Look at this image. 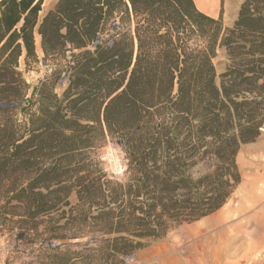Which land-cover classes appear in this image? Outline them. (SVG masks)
<instances>
[{"label": "trees", "instance_id": "trees-1", "mask_svg": "<svg viewBox=\"0 0 264 264\" xmlns=\"http://www.w3.org/2000/svg\"><path fill=\"white\" fill-rule=\"evenodd\" d=\"M46 1L0 0V232L20 224L39 264H128L241 183L238 152L264 127V0H245L231 28L194 0ZM106 138L125 154L121 179L92 169ZM94 204L101 240L68 243Z\"/></svg>", "mask_w": 264, "mask_h": 264}, {"label": "rangeland", "instance_id": "rangeland-1", "mask_svg": "<svg viewBox=\"0 0 264 264\" xmlns=\"http://www.w3.org/2000/svg\"><path fill=\"white\" fill-rule=\"evenodd\" d=\"M194 2L199 11L214 19L221 17L224 27L231 28L245 0H218L214 11L201 7L197 0ZM54 4L55 1L47 0L43 6L44 12L52 8ZM213 63L218 75L225 72L230 64L225 49H217ZM33 67L32 71L24 74L26 83L31 86L28 91L29 96L33 87L46 75V66L43 63ZM23 69L24 66L22 71ZM67 84L68 76L64 75L56 87V93L61 95ZM93 158L96 165L92 169H103L110 178L121 179L127 169L124 152L110 138L100 143L93 152ZM236 160L242 180L226 203V207L221 209L222 211L219 210L199 221L170 229L162 239L149 241L144 249L128 260V264H264V127L255 143L241 146ZM95 199L101 203V194L96 195ZM70 201L72 205L78 203L75 194L71 196ZM96 209V204L89 209V220L83 233L80 230L71 233V235H80L81 239L70 240L68 243L101 240V232L91 230L94 225V220L91 218L98 214ZM226 209L232 211L233 217L221 222L214 229H208L196 238H186L188 228L211 216H219ZM237 210L240 211L238 217L235 216ZM19 219L15 218L14 221L17 222ZM19 225L12 224L14 230L11 232L7 229L0 232V264H39L37 258L39 243L25 244L23 237L18 235ZM201 241H204L205 247L190 248ZM58 243L59 241H53L52 245ZM72 250L80 251L81 249L79 247Z\"/></svg>", "mask_w": 264, "mask_h": 264}, {"label": "bare ground", "instance_id": "bare-ground-1", "mask_svg": "<svg viewBox=\"0 0 264 264\" xmlns=\"http://www.w3.org/2000/svg\"><path fill=\"white\" fill-rule=\"evenodd\" d=\"M197 1H198V4H200L201 7L205 8L207 10H211V11H214L217 8V5H218V0H197ZM225 207H226V205L224 206V208ZM239 214H240V211L239 210L235 211V216H237ZM230 217H233L232 211H230V209H226L219 216H211V217L207 218L204 221L202 220V221L198 222L199 224H197L195 226H192V227L188 228L187 230L185 229L187 231V234H188L187 235L188 237H186V238H188V239L196 238L197 236H200L202 233H205L208 229H211V228L214 229V228H216L221 222L227 220ZM249 227H250V225H249ZM178 241L179 240H177V242ZM203 244H204V241H201L199 243H195L190 248L201 249L202 247H205L206 246V244L205 245H203ZM177 246H179V245H177Z\"/></svg>", "mask_w": 264, "mask_h": 264}, {"label": "crops", "instance_id": "crops-1", "mask_svg": "<svg viewBox=\"0 0 264 264\" xmlns=\"http://www.w3.org/2000/svg\"><path fill=\"white\" fill-rule=\"evenodd\" d=\"M52 1H55V3H56L57 0H52ZM22 62H23V59L21 58L19 71H22V68H23V63Z\"/></svg>", "mask_w": 264, "mask_h": 264}]
</instances>
